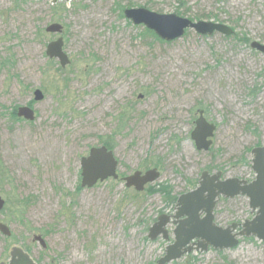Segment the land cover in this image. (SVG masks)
Wrapping results in <instances>:
<instances>
[{"label": "rangeland", "instance_id": "1", "mask_svg": "<svg viewBox=\"0 0 264 264\" xmlns=\"http://www.w3.org/2000/svg\"><path fill=\"white\" fill-rule=\"evenodd\" d=\"M64 5L0 0V223L13 236L7 241L0 232V264L9 263L13 248L36 264H159L174 226L169 242L151 241L149 230L175 205L147 188L165 185L179 198L198 187L202 172L255 179L252 150L264 147V54L251 43L264 45V0ZM119 5L223 24L250 41L191 30L162 45L121 17ZM52 24L63 33L48 34ZM60 37L70 60L65 68L46 55ZM36 90L42 101L34 100ZM27 106L33 121L11 119L15 107ZM200 111L216 126L207 152L191 139ZM98 147L113 152L119 179L82 188L81 160ZM152 169L160 176L143 194L126 188L125 177ZM253 217L242 196L221 198L215 211L223 228ZM170 264H264V242L243 238L235 249Z\"/></svg>", "mask_w": 264, "mask_h": 264}, {"label": "water", "instance_id": "2", "mask_svg": "<svg viewBox=\"0 0 264 264\" xmlns=\"http://www.w3.org/2000/svg\"><path fill=\"white\" fill-rule=\"evenodd\" d=\"M72 0H51L52 5L59 3L70 4ZM125 18L136 26H144L152 31L163 41L172 42L184 37L187 30H193L202 36L211 37L215 33L229 37L234 31L226 25L204 21H191L179 15H160L146 9H126ZM63 26L52 24L47 27L48 34L63 33ZM62 37L49 43L46 55L50 59L59 61L62 68L70 64L64 50ZM251 48L264 54V45L252 42ZM44 95L40 90L34 92V100L42 101ZM17 116L27 121L35 119V112L31 107H20ZM216 126L207 121L204 112H199V118L195 122V129L191 133L198 151L207 152L213 144ZM252 171L255 179L252 182L237 178L223 179L222 172L210 174L203 172L199 186L179 197L174 215H162L149 230L148 238L151 241L161 237L165 241L170 240L168 226H175L173 230L174 242L167 246L163 258L159 264H170L193 253H205L210 249L227 251L235 249L240 244L241 238L254 237L264 242V147L252 150ZM81 186L93 188L98 183L109 179L118 180V161L112 151L106 147L92 148L87 157L81 160ZM160 174L156 169L135 172L124 178L128 189L134 188L137 192H143L145 187L154 183ZM246 197L249 207L255 216L242 224L234 223L226 228L215 223V211L221 198L234 199ZM5 207V201L0 197V212ZM203 216V217H202ZM0 232L5 237L11 236L9 227L0 223ZM46 249V243L41 236L33 239ZM4 264V263H1ZM8 264H36L30 256L20 248H13Z\"/></svg>", "mask_w": 264, "mask_h": 264}, {"label": "trees", "instance_id": "3", "mask_svg": "<svg viewBox=\"0 0 264 264\" xmlns=\"http://www.w3.org/2000/svg\"><path fill=\"white\" fill-rule=\"evenodd\" d=\"M17 3V2H16ZM65 7V5L63 4V3H59V4H57V5H52V9H56V10H59V9H65L64 8ZM128 7H131V5H128ZM127 7H122V6H120L119 5V9H120V11H121V17H125V15H124V11H125V9H126ZM177 15H181L180 13H177ZM140 26H142V25H140ZM191 30H188L187 32H186V34L188 33V32H190ZM144 34H145V36H148L149 38H151L155 43H159V44H162V45H164V44H170V43H172V42H166V41H163V40H161L160 38H158L157 37V35L155 34V33H153L152 31H150V30H148L147 28H145L144 27V32H143ZM216 34V33H215ZM230 38H232V39H234V40H239V41H241V42H243V43H245V44H248V42L250 41L246 36H240L239 34H237L236 32H234V34L233 35H231V36H229ZM17 109L18 108H14L11 112H10V117H11V119L12 120H14V121H19L20 120V118H18L17 117ZM103 145H105L107 148H109V150H113V148H112V146L110 145V144H107V143H103ZM0 163H1V161H0ZM0 167H1V164H0ZM1 172V171H0ZM0 175H2V173L0 174ZM3 176V175H2ZM79 190L81 189L80 187L78 188ZM157 192H161V193H163L165 196H167V199H168V203H170L172 206H174L175 205V207H176V204H177V200H178V198L177 197H172V191H171V188H169L168 186H165V185H163V186H161V189L160 190H155L153 187H149V188H147V190H146V193L147 194H153V193H157ZM136 196H139V195H141V194H143V193H141V192H137L136 191ZM2 212V211H1ZM13 238V236L11 237V238H8V237H6V240L7 241H9L10 239H12ZM192 254H190V255H188V256H191Z\"/></svg>", "mask_w": 264, "mask_h": 264}, {"label": "flooded vegetation", "instance_id": "4", "mask_svg": "<svg viewBox=\"0 0 264 264\" xmlns=\"http://www.w3.org/2000/svg\"><path fill=\"white\" fill-rule=\"evenodd\" d=\"M203 217V216H202ZM228 227V226H227Z\"/></svg>", "mask_w": 264, "mask_h": 264}]
</instances>
